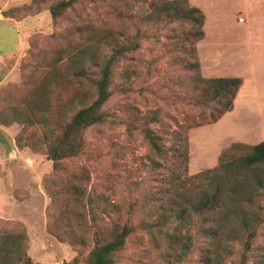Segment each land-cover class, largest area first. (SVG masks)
<instances>
[{
  "label": "rangeland",
  "instance_id": "374dc122",
  "mask_svg": "<svg viewBox=\"0 0 264 264\" xmlns=\"http://www.w3.org/2000/svg\"><path fill=\"white\" fill-rule=\"evenodd\" d=\"M59 1L0 0V253L5 235L26 234L19 252L32 264H87L98 243L128 226L132 232L113 254L114 264H240L244 248L234 218L244 208L264 206L255 175L264 178V165L257 172L241 170L232 185L226 167L189 179L250 153L240 145L205 169L190 147V136L213 124L224 103L200 99L199 75L220 78L228 72L217 68L228 64L213 57L203 62L198 44L205 35L198 40L199 28L191 21H155L169 0H80L54 20L50 11ZM252 1L253 18L241 0H203L209 39L227 40L241 16L264 24V2ZM177 6L186 9L180 0L172 5ZM189 6L198 8L190 1ZM91 29L118 37L100 47L105 57L124 36L150 37L115 66L112 96L102 110L106 120L84 131L82 153L56 166L48 159L52 141L64 121L96 97ZM82 50L88 53L86 85L76 78L80 65L69 57ZM151 117L157 118L148 127L158 136L160 152L143 132ZM197 152L208 153L202 145ZM219 183L232 188L239 204L223 213H193L184 201L187 188L213 192ZM155 221L157 227L151 225ZM263 256L264 223L245 264H258Z\"/></svg>",
  "mask_w": 264,
  "mask_h": 264
},
{
  "label": "trees",
  "instance_id": "16d2710c",
  "mask_svg": "<svg viewBox=\"0 0 264 264\" xmlns=\"http://www.w3.org/2000/svg\"><path fill=\"white\" fill-rule=\"evenodd\" d=\"M80 0H61L58 3L54 4L51 8V14L54 20H57L61 15L69 8H72L76 2ZM182 1L186 9L181 10L180 6L175 8L172 5H179V0L166 1L161 5V14L158 16L156 22H165L167 19L171 21L185 19L191 21L194 26L199 28L197 32V39L201 40L204 37L203 26L205 24L204 13L198 8H192L189 6V0H180ZM147 22L149 23L152 19L150 16H147ZM96 33L93 29L88 31V41L92 42V46H95V49L90 57L91 62L98 69V78L91 80L96 90V97L89 106L80 108L77 111H74L69 120L64 121L65 124L61 126L60 135L52 141L49 150H48V159L54 161L57 166L58 162L63 158L75 157L82 153L84 150V139L83 133L89 127L103 123L106 120L105 114L103 113L104 105L110 100L112 92L110 90L114 68L117 63L123 58H127L130 54L136 52L141 48V40L146 39L150 36L145 33H138L134 36H124L122 44H118L112 50L111 54L107 57L102 56L103 47L108 46L109 43L118 41V37L114 36L111 32ZM195 52V48L192 50ZM87 50L76 51L75 55L71 56V60L75 61L76 64L80 65V71L77 72L76 78L79 79V82L82 85H86L88 79H86L84 65L87 60L86 57ZM196 67H199L200 64L196 62ZM242 85V79L240 78H210L204 79L199 75V92L200 99L203 102L208 103V100L212 99L215 102H220L224 100L223 105L221 106V111L219 115L214 119L213 123L217 122L225 113L231 111L234 106L235 98L239 92V89ZM79 98V94L76 96ZM84 99V98H82ZM83 101V100H82ZM70 106V104H69ZM65 112H68V107L63 108ZM64 113L63 110L61 114ZM60 114V115H61ZM157 121L156 117H151L147 122V126L143 128L145 138L149 140L153 149L157 152L161 151L160 144L158 143V136L155 132L148 127L149 123ZM4 122V121H3ZM6 123V122H4ZM49 130L46 131L48 134ZM240 144L233 145L230 149L222 153L223 157L228 156L236 147ZM250 153L242 159H236L226 165L221 163L217 168L212 170H207L198 175L190 177L191 181H196L203 176H210V174H218L221 169L227 171L229 176V184L238 181L240 179L241 170H251L257 172L264 165V142L255 145V146H246ZM220 159V161L222 160ZM231 172L233 175H231ZM256 182L260 188L264 189V178L258 176V173H255ZM225 180V179H224ZM233 181V182H232ZM237 183V182H236ZM192 186V185H191ZM222 183H219L213 192L209 190L187 188L188 194H184L187 198L184 200L187 202V205L191 208L192 212L198 216H206L211 212L214 213H223L228 211L232 205H238L234 197L232 188L225 187ZM194 191V192H193ZM230 191V193H228ZM230 199H233L234 202H230ZM253 203V202H252ZM256 204V202H254ZM165 209L172 211L174 209L173 205L166 204ZM231 205V206H230ZM187 211H182L181 214H185ZM158 220H162L160 217ZM159 221L153 222L151 225L157 227ZM161 223V222H160ZM264 223V206H259L249 209L244 208L240 213H236L234 218V224L238 229V233L242 235V245L244 252L242 254V260L240 264H245L247 261V254L250 253L252 249V244L255 238L258 235L259 227ZM132 230L128 226H124L123 229H115L110 240L105 243H98L97 246L90 252L87 264H114L113 254L120 251L126 244L127 237L131 234ZM213 237H217V234L211 233ZM26 238L25 235H5L2 239L1 248L3 247V253H0V264H18L19 262L23 264H32L30 258L24 259L23 255L19 252L21 249V240ZM8 243L14 245L8 246ZM2 250V249H1ZM219 258V257H216ZM258 264H264V256L261 258Z\"/></svg>",
  "mask_w": 264,
  "mask_h": 264
},
{
  "label": "crops",
  "instance_id": "0c3cea01",
  "mask_svg": "<svg viewBox=\"0 0 264 264\" xmlns=\"http://www.w3.org/2000/svg\"><path fill=\"white\" fill-rule=\"evenodd\" d=\"M189 1L206 14L205 37L198 44L203 62L213 57L215 62L227 63V68L221 65L217 71L228 73L217 77L242 79L233 109L209 127H199L196 135L190 136V147L195 149L198 166L208 169L214 167L222 152L234 144L255 146L264 142V24L257 26L247 19L238 21L239 28L227 40L209 39L206 4L203 0ZM240 7L255 13L252 0H241ZM200 145L206 146L208 153L197 152Z\"/></svg>",
  "mask_w": 264,
  "mask_h": 264
},
{
  "label": "built area",
  "instance_id": "2783aa9c",
  "mask_svg": "<svg viewBox=\"0 0 264 264\" xmlns=\"http://www.w3.org/2000/svg\"><path fill=\"white\" fill-rule=\"evenodd\" d=\"M245 21V17L244 16H241L240 18H239V22H244Z\"/></svg>",
  "mask_w": 264,
  "mask_h": 264
}]
</instances>
